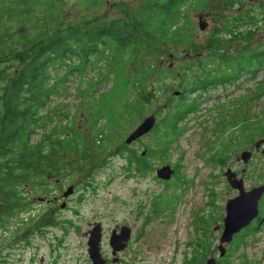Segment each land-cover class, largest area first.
Returning a JSON list of instances; mask_svg holds the SVG:
<instances>
[{"label":"rangeland","instance_id":"obj_1","mask_svg":"<svg viewBox=\"0 0 264 264\" xmlns=\"http://www.w3.org/2000/svg\"><path fill=\"white\" fill-rule=\"evenodd\" d=\"M79 1L66 0L64 18L68 23L94 15L102 21H113L121 17L122 10L134 9L141 0H104L98 13L87 10ZM207 5L215 11L187 9L195 28L189 49L173 50L161 60L147 54L148 59L156 58L159 66L172 69L168 77L150 83L151 102L140 113L120 119L117 127L106 125L101 119L94 127L85 121L84 112L89 105L84 95L80 96L86 82L78 83L73 78L68 97L50 104L47 112L56 119L37 131L32 140H37L42 132L57 134L58 125L71 118L83 135L87 155L68 153L64 181L43 201L35 199L26 214L32 226L29 235L0 243V254L5 258L0 264H91L87 240L96 223L102 228L101 251L107 255L111 231L130 227L129 248L120 255L122 264H204L208 258H214L216 264H264V195L258 204L259 222L255 219L234 235L231 243L224 245L223 257L217 249L226 201L238 195L224 172H235L243 180L245 190L264 183V145L255 149V143L264 137L249 138L253 129L249 133L241 129L244 118L251 120L252 127L264 124V90H258L264 82V63L254 76L243 74L235 81L186 94L184 104L195 98L196 111L178 123L180 135L170 141L164 154L155 130L129 145L127 150L137 154L148 147L157 153L150 172L135 171L128 153L119 154L125 138L143 118L154 114L159 124L168 115V106L175 99L174 76L182 67L194 64L197 57L206 67L228 72L224 66L227 63L222 65L221 61L264 49V0H209ZM200 14L208 23L204 31L198 27ZM230 23H234L233 27ZM223 26L230 31L217 37L219 52L210 53L206 43ZM191 80L192 77L188 82ZM110 86V81L100 83L91 96L98 99ZM138 95L132 91L129 101ZM104 118L113 123L112 117L105 114ZM244 150L252 153L246 165L238 160ZM166 164L177 168V174L169 181L156 177V170ZM70 185L73 194L63 199L62 193ZM54 197L58 198L56 202H52ZM50 209L53 211L49 214Z\"/></svg>","mask_w":264,"mask_h":264},{"label":"trees","instance_id":"obj_2","mask_svg":"<svg viewBox=\"0 0 264 264\" xmlns=\"http://www.w3.org/2000/svg\"><path fill=\"white\" fill-rule=\"evenodd\" d=\"M208 1L141 0L134 9L122 10L121 17L113 21H102L94 15L68 23L64 18L66 0H0V243L30 234L32 226L26 214L36 198H44L64 181L68 153L87 155L83 135L71 118L58 125L57 134L42 132L32 140L37 131L56 119L47 108L60 97H68L72 78L78 83L86 82L80 92L89 105L85 121L94 126L101 119L117 127L120 119L140 113L151 102L150 83L170 75L171 66L164 69L147 54L161 60L173 50L189 49L195 28L187 9L215 11ZM103 2L80 0L79 4L98 13ZM229 31L223 26L212 33L206 43L210 53L219 52L217 37ZM202 63L196 57L194 64L182 67L174 76L173 89L179 95L168 106V115L152 130L163 146L162 154L180 135L178 123L196 111L193 101L197 100L193 98L185 105L184 96L210 85L235 81L243 74L254 76L264 63V49L221 61L228 72ZM108 81L110 88L98 99L91 96L100 83ZM259 85L261 92L264 82ZM132 91L139 95L130 102L128 95ZM105 114L113 118V123L104 118ZM250 123L244 118L242 131L249 133L253 129L249 138L264 137V124L252 127ZM128 146L123 144L119 154L128 153L135 171L150 172L157 153L148 147L144 155L137 154L127 150ZM175 171L176 175L177 168Z\"/></svg>","mask_w":264,"mask_h":264},{"label":"water","instance_id":"obj_3","mask_svg":"<svg viewBox=\"0 0 264 264\" xmlns=\"http://www.w3.org/2000/svg\"><path fill=\"white\" fill-rule=\"evenodd\" d=\"M198 27L200 31H204L208 27V23L204 20V16L200 14L198 16ZM172 57V55L170 56ZM179 92H173V96H178ZM157 123L156 115L151 114L143 118L127 135L125 138V144L131 145L149 134ZM264 145V139H261L255 143V149L258 150L260 146ZM145 152H142L144 155ZM264 155V148L261 151ZM252 153L250 151H242L238 157V160H242L246 165L251 159ZM175 174V170L166 164L156 170V177L163 181H169ZM230 187L238 192V195L234 198L228 199L225 204V216L223 218V229L221 237L219 239L218 252L219 256L223 257L226 249L224 245L231 243L234 235L238 234L242 229L247 228L259 214L258 204L261 197L264 195V183L260 186L253 187L250 190L244 189V182L241 178L237 177V174L230 169H227L223 175ZM73 194V186L70 185L62 193L63 199H67ZM39 201H43L44 198H39ZM62 209L65 207V203L60 206ZM216 227L215 229H217ZM120 233L116 234L112 231L109 237V246L112 249V254L116 255L122 252L131 237V229L129 226L119 227ZM101 237L102 228L99 223H96L89 232L87 240V253L91 264H105L106 260L102 257L101 253ZM204 264H216L214 258H208Z\"/></svg>","mask_w":264,"mask_h":264},{"label":"flooded vegetation","instance_id":"obj_4","mask_svg":"<svg viewBox=\"0 0 264 264\" xmlns=\"http://www.w3.org/2000/svg\"><path fill=\"white\" fill-rule=\"evenodd\" d=\"M57 200H58V198L57 197H54L53 200H52V202H56ZM63 203H65V202H63ZM112 231L115 232L116 234H119L120 233L119 227H115ZM112 231H111V233H112ZM129 241H130V239H129ZM129 241H128V243H129ZM128 243H127V246H126V248L124 250H126L127 248H129V244ZM108 249H109V252H110L109 255H107V254H105L104 252L101 251L102 257L106 260V263L105 264H120V263L122 264L123 263L122 262V257L120 256L122 252H119L116 255H113L112 254V249H111L110 246L108 247ZM3 259H5V258H3V255L0 254V263H1V261Z\"/></svg>","mask_w":264,"mask_h":264}]
</instances>
